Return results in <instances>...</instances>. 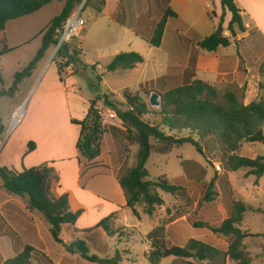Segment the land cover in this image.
I'll use <instances>...</instances> for the list:
<instances>
[{
  "label": "rangeland",
  "instance_id": "1",
  "mask_svg": "<svg viewBox=\"0 0 264 264\" xmlns=\"http://www.w3.org/2000/svg\"><path fill=\"white\" fill-rule=\"evenodd\" d=\"M62 6L63 2H53L41 10V15L37 13L28 20H16L24 23L22 25L24 31L20 33L17 41L31 37L39 29H43L46 26L45 22L58 15ZM97 6L98 0H82L77 9L81 8V15L85 19L89 15L88 8L94 9ZM210 7L209 18L206 17L204 20L208 26L213 25L215 26V31H218L220 18L217 16L218 13L215 15L214 11L216 9H213L212 4H210ZM165 8L166 5L164 3L160 10L163 12ZM37 17L41 18L37 19ZM10 24L11 22L7 23L9 30L12 29ZM91 25V21H88L85 24L86 29H89ZM222 28L224 31L223 23ZM172 34L171 29H168L164 42L159 48H153L148 44L147 48L149 49L144 51L142 55L145 61L138 68L136 66V70L113 73L106 72L103 63H96L94 56L98 53V39L93 34L88 33L84 39V34H82L79 38L74 39L73 44L83 45L84 47L85 53L81 56L83 63L89 61L90 63L94 62L93 64L96 65L94 68L95 72L89 69L86 71V76L80 78L87 85L86 92L90 93L89 99H93L98 95L99 100L94 99L93 109L98 101L103 100L100 98L104 95L120 111H126L128 106L123 97L126 91L131 95L137 96L149 107L150 114L143 117L144 121L152 126H159L162 117L158 113L161 111V107L151 106L149 104L150 97L154 93L162 96L164 92L190 82L187 73L184 72V68L180 67L185 63L186 55H184L182 50L174 46ZM257 37L252 32L250 37L243 38V41L239 43L240 50L250 59L255 53L257 56L263 52L262 48L256 51L250 48L251 41L259 38ZM3 38V33L0 32V49L4 45ZM36 46V43L32 41L16 51H21L18 61H15L14 58L17 54L2 60V66H4L2 75L5 81L3 85H0V91H7L11 87L8 79L9 73L12 71L19 72L24 65H27L34 56ZM231 49L234 51V45H232ZM53 51V48L50 49L48 57L46 56V61L48 60L49 63L52 62L50 57ZM48 62L45 65H50ZM53 62L60 63L56 56ZM45 65L41 63L30 80H28L33 83L27 94L28 99L36 91L37 81ZM174 65L177 66L172 67ZM239 67V73L242 74L244 71L242 64ZM77 68L82 67L77 66ZM189 69L191 71V68ZM164 74L167 76L154 79ZM257 74L259 77L264 75V61L260 64ZM102 80L103 83H101ZM25 83H23L22 88L14 90L9 96L0 99V128L3 126L6 130L4 141L0 137L1 162H3L1 147L3 143L8 142L9 137L13 134V131L7 134L12 115L18 108L23 106V103H18L19 106L12 108L9 112L8 108L10 104L19 100L21 90L26 92L28 87ZM215 88L218 91V101H222L221 98L224 92L231 91L244 104V87L237 89L220 85ZM35 97L36 95L32 97V100ZM249 98L253 100L252 102L263 100L264 86L259 87V93L256 97L252 94ZM161 129L163 128L161 127ZM104 130L105 134L111 135L113 139L111 137L107 138L109 140L105 139L104 156L101 162H108L111 159L114 163L113 170L115 174L124 175L135 165L138 147L130 138L126 139L124 134L115 133L109 128ZM262 130L264 132V124ZM119 131H123L126 134L123 127ZM164 132L176 137L186 135V133H169L166 130ZM105 136L101 140V145ZM151 144L156 149L160 146V143L154 139L151 140ZM201 145L204 147L205 142H201ZM236 155L249 159H254L257 156L264 157V148L260 144L243 142ZM12 159L14 157L7 160ZM6 166L14 165L11 162H7ZM146 168L149 174L148 180L156 181L160 177H165L169 183L184 187L189 196V201L185 202L180 197H173L157 191L163 200V205L154 206L151 216L145 213L143 204L138 205L135 208L138 219L134 218L130 212V214L126 215V219L121 217L118 223H115V221L110 222V228L113 231L111 236H108L101 228L97 227L87 230L84 234L73 235L69 225H65L61 231L63 242L69 245L76 239L83 240L88 246L89 255H95L99 258L107 257L109 259L117 257V264H149L147 254L151 250V244L147 236L154 230L159 231V237L163 236L168 246L183 247L188 240L195 239L221 252H225L229 243L227 238L214 235L207 228H194L195 224H205L208 227L219 226L230 216L234 203L242 202L247 210L237 227L249 235L242 242L244 250L248 254L250 264H264V174L262 177L256 178L250 174L248 169H241L235 172L224 171L220 164V152L218 150H213L210 153L205 151L201 155L190 145L173 147L167 155H161L157 153V150H153L147 161ZM214 177V194L212 200L206 202L203 197L208 184ZM28 221L34 222L35 226L28 224ZM161 227L163 228L162 231L160 230ZM49 229L50 226L42 215L27 209L25 199L10 195L2 188V180L0 179V264L17 255L25 245L32 246L46 255V258H44V256L34 253L32 264H95L83 260L79 254H69L62 245L54 242ZM160 264L185 263L174 258H167L162 260ZM225 264L235 263L226 258Z\"/></svg>",
  "mask_w": 264,
  "mask_h": 264
},
{
  "label": "trees",
  "instance_id": "2",
  "mask_svg": "<svg viewBox=\"0 0 264 264\" xmlns=\"http://www.w3.org/2000/svg\"><path fill=\"white\" fill-rule=\"evenodd\" d=\"M82 0H0V32L4 31L7 22L22 17L30 16L53 2H63V6L42 33L41 46L32 60L21 71L13 75V82L7 91H0V97L9 96L16 90L18 84L36 70L37 64L43 58L45 52L54 48L57 44L56 31L60 29L71 14L81 4ZM222 14L218 27H222L225 12L231 14L227 25L229 38L218 34L217 31L196 43V48L206 52H215L219 47H228L230 38L236 37L234 28L244 32V25L240 16V10L233 0H218ZM104 6V0H98V6L94 11L98 14ZM175 14L166 9L160 16L148 44L153 48H159L162 42L165 25L168 18H175ZM189 51V68L193 70L196 62L197 50ZM8 52L5 48L0 52L3 55ZM81 51L73 44H64L56 53L58 75L64 68L81 66L89 68L79 60ZM143 63V57L135 52L119 53L106 66L108 73L118 70H133ZM95 65L90 66L94 70ZM193 74H191L192 76ZM100 81V79H99ZM0 85L3 81L0 75ZM123 97L128 109L120 111L114 104L102 96L106 106L114 110L125 128L126 134L118 128L110 127L115 133L124 134L126 139H131L138 147L135 165L124 175H116L117 181L126 201V208L132 216L138 219L136 206L144 205L145 213L151 216L154 206L163 205L162 198L157 191L180 197L188 202L189 196L182 186L168 182L165 177L156 181L148 180L147 161L153 150L161 155L170 153L173 147L184 145L192 146L201 155L205 151L220 152V164L224 171L235 172L248 169L250 174L260 178L264 174V157L257 156L254 159L236 155L243 142L260 144L264 148V99L259 102H251L244 105L231 91L224 92L222 101H218V91L215 87L201 80H192L187 84L170 89L162 94V107L158 113L162 117L159 126H152L145 122L143 117L150 114L146 103L137 96L124 92ZM96 100H99L97 97ZM95 101H90L85 118L81 121L71 120L73 125L80 127L79 138L76 143L77 161L79 165L92 164L101 153V140L105 135V127H102L93 109ZM95 113V114H94ZM161 127L163 129H161ZM169 133H186L183 137L168 135ZM113 132V133H114ZM2 128H0V135ZM120 138V137H119ZM125 139V140H126ZM160 143L158 149L154 148L151 140ZM124 140V139H122ZM205 142V146L201 145ZM34 143L27 144L26 153L34 150ZM212 149V150H211ZM0 179L2 188L10 195L26 200L27 209L42 215L49 224V232L54 242L62 245L71 255L79 254L80 257L95 264H117V257L109 259L89 255V249L83 240L76 239L67 245L61 239V229L64 225L73 226L83 214V209L75 208L71 203L68 193L58 194V173L47 164H42L22 171L8 169L0 166ZM215 177L208 184L203 200L209 202L214 194ZM246 207L242 202H235L230 216L219 226L208 227L205 224H195L194 228H207L212 234L225 237L229 240L227 250H220L201 241L190 239L183 247L168 246L163 236L159 237V231L154 230L148 234L147 239L151 244V250L147 254L149 264H160L167 258H174L185 264H225V259L235 264H250L248 254L244 250L243 240L249 236L237 226L241 223ZM116 219L115 214L102 219L95 227L101 228L108 236L113 235L110 222ZM162 231L163 228L161 227ZM37 253L46 258V255L32 246L25 245L22 250L2 264H32L33 254Z\"/></svg>",
  "mask_w": 264,
  "mask_h": 264
},
{
  "label": "crops",
  "instance_id": "3",
  "mask_svg": "<svg viewBox=\"0 0 264 264\" xmlns=\"http://www.w3.org/2000/svg\"><path fill=\"white\" fill-rule=\"evenodd\" d=\"M233 1L241 11L240 16L245 31L241 33L235 27L236 37L230 38L229 46L225 48L219 47L215 52L209 53L197 49L195 45L215 32V26H208L204 18H209L210 4H212L213 9H216L214 11L215 15L218 13L217 16L221 17L222 10L218 0H104V6L100 13L97 14L93 8H88L89 15L85 17V21L86 23L91 21L92 25L89 29H86L85 26L82 33L84 34L83 39L87 37L88 33L93 34L98 39V53L94 57L96 63H103L104 66L119 53L135 52L142 56L144 51L149 49L147 48L148 41L160 16L166 9H170L176 17L167 19L159 47L162 46L168 29H171L174 46L182 50L184 55H186L185 63L180 67L184 68L189 81L198 79L213 87H219L220 85L237 89L244 87V105H248L253 101L249 96L253 94L256 97L259 93V87L264 86V75L259 77L257 74L260 64L264 61V0ZM164 3L166 8L162 12L160 8L164 6ZM61 9L62 7L60 11ZM41 10L19 19L28 20L37 13L41 15ZM41 17H37V19ZM52 18L45 22L46 26L43 29H39L31 37L29 36L20 41H17V38L24 31L22 27L24 23L16 21L19 19L9 21L11 22L10 26H12L10 30L6 24L4 31H2L4 45L0 49V52L4 48L8 50V52L0 55V75L3 84L5 79L2 75V68L4 67L2 66V60L17 54L14 58L15 61H18L21 51H16L32 41L37 45L33 54L35 55L41 46L42 33ZM230 19L231 14L226 11L223 18L224 31L222 34L226 38L230 37L226 28ZM252 32L259 38L257 37L258 39L251 41L250 48L254 51L262 48L263 52L257 56L254 52L255 54L250 59L240 50L239 43L243 41V38L250 37ZM232 45H234V51L231 49ZM75 46L81 51L79 60L89 68L83 69L69 66L62 70L59 77L56 62L49 63L48 60L46 61L48 52L52 49L50 48L37 64V67L41 63L45 65L47 62L50 65L44 66V70L37 81L38 86L33 93V96L36 95V97L33 100V96L29 99L27 97L29 89L33 85L28 80H30L36 70L29 78L18 84L16 90L22 88L24 82H26L25 84H27L28 88L26 87V92L21 90V97L9 105L8 112L22 102L25 104V110L22 107L24 115L11 131L8 128L7 134L12 131L13 134L9 137L8 142L3 143L1 147L3 162L0 161L1 167L14 169L19 172L23 168L29 169L47 164L58 173L59 187L57 188V193H68L72 205L75 208L84 210L75 224L73 226L69 225L73 235L84 234L111 214L116 215L115 223H118L121 217L126 219V215L130 214V210L126 208L125 197L113 170V161L109 159L110 161L108 162H101L104 156L105 139L108 137L113 139V137L105 134L100 156L92 164L84 166L79 165L77 161L76 143L79 138L80 127L73 125L71 120H83L89 109L90 101L96 99L98 95L93 99H89L90 93L86 92L87 85L80 80L81 77L86 76V71L90 69V66L94 65V62L85 61L83 63L81 56L85 53L84 47L77 44ZM191 48H196L197 57L194 68L190 71L188 64ZM144 61L145 59L143 58V63ZM142 64L137 65L136 68ZM241 64L244 70L242 74L238 70ZM25 66L27 65H24L21 70ZM175 66L177 65L172 67ZM136 68L133 70H136ZM16 72L18 71L9 73L10 86L13 82V75ZM93 72L95 71L93 70ZM165 74L154 79L166 77L167 75ZM191 74L193 75L191 76ZM101 83H103V80ZM3 97H0V99ZM1 127L2 133L0 137L4 141L6 130L3 126ZM29 142L34 143L35 147L32 152L26 153ZM11 157H14V159L7 160ZM7 162H11L14 166H6ZM28 224L35 226L32 221H28Z\"/></svg>",
  "mask_w": 264,
  "mask_h": 264
},
{
  "label": "built area",
  "instance_id": "4",
  "mask_svg": "<svg viewBox=\"0 0 264 264\" xmlns=\"http://www.w3.org/2000/svg\"><path fill=\"white\" fill-rule=\"evenodd\" d=\"M81 8L74 11L71 16L66 20L63 26L56 31V39L57 44L53 48V54L51 56V61H54L56 53L60 49V47L64 44H72L74 39L79 38L84 29L86 21L81 15ZM94 111L96 113V117L98 119L99 124L102 127L110 128L115 127L118 129H122V123L118 118L116 112L106 106L103 100L98 101L94 107ZM14 114V113H13ZM13 119V115H12ZM12 119L10 122L9 130L11 131Z\"/></svg>",
  "mask_w": 264,
  "mask_h": 264
},
{
  "label": "water",
  "instance_id": "5",
  "mask_svg": "<svg viewBox=\"0 0 264 264\" xmlns=\"http://www.w3.org/2000/svg\"><path fill=\"white\" fill-rule=\"evenodd\" d=\"M217 32L218 34H222L223 28L219 27ZM149 104L153 107H162V96L154 93L149 99ZM23 106H25V104H23Z\"/></svg>",
  "mask_w": 264,
  "mask_h": 264
},
{
  "label": "bare ground",
  "instance_id": "6",
  "mask_svg": "<svg viewBox=\"0 0 264 264\" xmlns=\"http://www.w3.org/2000/svg\"><path fill=\"white\" fill-rule=\"evenodd\" d=\"M21 107H23V106H21ZM21 107L18 108L13 114L12 126H11L12 129L20 122V120L23 117V108H21Z\"/></svg>",
  "mask_w": 264,
  "mask_h": 264
}]
</instances>
